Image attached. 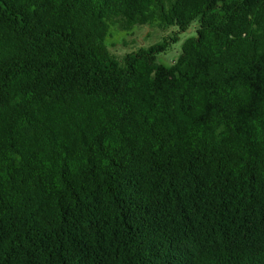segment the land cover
<instances>
[{
	"label": "trees",
	"instance_id": "16d2710c",
	"mask_svg": "<svg viewBox=\"0 0 264 264\" xmlns=\"http://www.w3.org/2000/svg\"><path fill=\"white\" fill-rule=\"evenodd\" d=\"M0 264H264V0H0Z\"/></svg>",
	"mask_w": 264,
	"mask_h": 264
},
{
	"label": "rangeland",
	"instance_id": "374dc122",
	"mask_svg": "<svg viewBox=\"0 0 264 264\" xmlns=\"http://www.w3.org/2000/svg\"><path fill=\"white\" fill-rule=\"evenodd\" d=\"M199 22H194L186 32H179L177 27L165 31L152 26H136L132 30L122 31L112 28L106 46L112 54L121 59L139 49H149L157 45L165 46L166 52L157 55V63L171 66L182 52L184 43L197 36Z\"/></svg>",
	"mask_w": 264,
	"mask_h": 264
}]
</instances>
